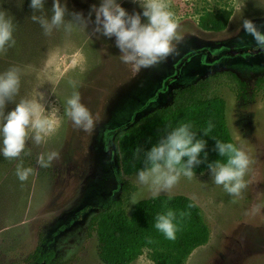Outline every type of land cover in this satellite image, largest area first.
<instances>
[{"label": "rangeland", "instance_id": "374dc122", "mask_svg": "<svg viewBox=\"0 0 264 264\" xmlns=\"http://www.w3.org/2000/svg\"><path fill=\"white\" fill-rule=\"evenodd\" d=\"M52 2L46 0V10ZM118 2L129 14L143 11L133 0ZM99 3L67 0V7L87 17L91 6ZM223 7L232 9L225 29L207 31L198 26L200 14ZM169 10L179 23L180 40L165 61L139 72L121 61L115 37L94 34V25L46 36L31 20L33 10L22 12L13 33L15 45L0 54V73L10 67L21 70L15 102H39L56 131L41 145L30 140L26 151L30 149L31 155L8 160L0 154V264H23L41 238L44 248L53 249L66 264H104L88 226L92 215L119 193L112 132L171 103L175 90L224 72L245 82L242 94L238 96L223 75L205 94L225 100L230 134L251 160L244 177L247 187L239 197L232 196L214 183L208 169L191 180L181 176L170 191L159 195L194 198L210 229L209 241L196 248L185 264H264V84H256L264 76V51H244L258 47L243 30V19L248 18L264 31V0H170ZM69 81L77 82L75 90L96 121L90 133L65 114L66 100L74 91ZM14 107L10 102L6 111ZM50 151L59 152V158L51 167H40L38 154ZM21 160L24 167L34 169L23 182L16 175ZM125 178L136 185L133 195L140 200L152 196L147 186L139 184L138 172ZM131 205L130 200L126 210ZM130 264L152 263L142 255Z\"/></svg>", "mask_w": 264, "mask_h": 264}, {"label": "clouds", "instance_id": "9594fccd", "mask_svg": "<svg viewBox=\"0 0 264 264\" xmlns=\"http://www.w3.org/2000/svg\"><path fill=\"white\" fill-rule=\"evenodd\" d=\"M133 2L139 4L142 13L129 14L118 0H100L99 6H91L87 17L82 12L70 11L67 0H64V3L61 0H53L49 10H46V0H31L29 6L33 10L31 20L41 26L46 36L60 30L70 34L75 30L88 29L92 24L94 34L115 37V46L120 51L121 61L131 65L135 72H139L142 68L160 64L174 52V42L180 40L179 23L174 19V13L169 10L170 0ZM142 17L146 19L142 21ZM243 30L253 37L258 49L264 51V31L248 18L243 19ZM14 31V18L6 10H0V54L6 53L9 47L15 45ZM69 83L74 91L66 100L65 114L76 127L90 133L94 130L96 121L90 110L81 102L80 92L75 90L78 88L77 82ZM20 85L19 68L10 67L0 73V154L8 160H16L22 154L31 155L30 149L26 151L30 140L36 145H41L56 131L54 121L44 114L43 105L39 102L29 99L15 102ZM10 102L14 103L15 107L6 111ZM212 128L213 125L209 122L204 134L208 135ZM196 137L197 133L191 129L190 124H180L144 153V166L138 172V182L149 188L153 198L161 192L170 191L181 176L191 180L196 175L194 166L207 160V142ZM215 150L220 157L226 158V162L216 160L208 163L207 167L214 183L222 185L228 194L239 197L247 187L244 177L251 164L250 157L231 142L216 141ZM140 152L141 149L137 148V158ZM58 158L57 151L40 153L37 156V164L48 168ZM33 174L34 169L24 167L22 160L17 164L16 175L20 181H27ZM140 198L142 197L134 194L131 204L139 203ZM193 206L195 205H189ZM174 220L175 213L169 210L156 217L155 228L167 239L175 240L177 225Z\"/></svg>", "mask_w": 264, "mask_h": 264}, {"label": "trees", "instance_id": "16d2710c", "mask_svg": "<svg viewBox=\"0 0 264 264\" xmlns=\"http://www.w3.org/2000/svg\"><path fill=\"white\" fill-rule=\"evenodd\" d=\"M31 0H0V10H6L14 18L15 26L21 24L22 12L30 9ZM232 15L230 7L219 10H206L198 16V26L207 31H221L226 28ZM226 76L232 81V88L239 96L245 82L236 74L224 72L212 75L190 86L175 90L171 103L153 109L137 120L115 129L112 144L116 159L115 177L118 181V196L109 200L89 221L88 234L96 237L95 252L104 264H130L140 256L152 264H185L189 255L205 245L210 238V229L201 208L188 196L161 194L139 200V203L126 206L137 187L125 178L143 168L144 153L159 142L169 131L180 124H190L197 133V139H204L207 160L194 166L195 174L208 170V163L216 160L226 162L215 150L216 141L233 140L225 116V100L217 95L205 94L211 83ZM264 84V76L256 81ZM209 122L213 128L204 134ZM140 148L139 158L136 149ZM203 152L201 159H203ZM190 204L195 206L189 207ZM175 213L177 225L175 240L167 239L155 228L156 217L167 211ZM45 240L40 239L23 264H66L53 249L44 248Z\"/></svg>", "mask_w": 264, "mask_h": 264}, {"label": "flooded vegetation", "instance_id": "af4514ba", "mask_svg": "<svg viewBox=\"0 0 264 264\" xmlns=\"http://www.w3.org/2000/svg\"><path fill=\"white\" fill-rule=\"evenodd\" d=\"M213 10H215V9H213ZM230 18H231V17H230ZM228 22H229V21H228ZM227 25H228V23H227ZM226 27H227V26H226ZM246 50H247L248 52H252V53H258V52L261 51L260 49H254V48H246L244 51H246ZM228 51H229V50H225L224 53H229ZM230 53H234V54H235L236 52H235V50H231ZM181 64H182V61L180 60V62H178V64H177V66H181ZM177 66H176V67H177ZM176 67L174 68V71H175V69H177ZM174 77H177V75L174 74ZM128 123H129V122H128ZM112 148H113V155H114V159H115L116 157H115V153H114V147H113V144H112ZM115 164H116V159H115ZM116 180H117V179H116ZM117 183H118V181H117Z\"/></svg>", "mask_w": 264, "mask_h": 264}]
</instances>
